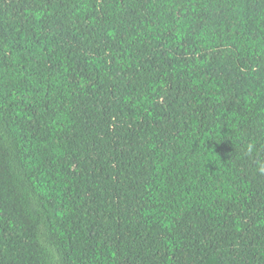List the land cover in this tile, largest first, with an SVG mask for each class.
<instances>
[{
    "label": "trees",
    "instance_id": "16d2710c",
    "mask_svg": "<svg viewBox=\"0 0 264 264\" xmlns=\"http://www.w3.org/2000/svg\"><path fill=\"white\" fill-rule=\"evenodd\" d=\"M0 264H264V0H0Z\"/></svg>",
    "mask_w": 264,
    "mask_h": 264
}]
</instances>
